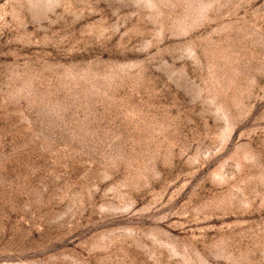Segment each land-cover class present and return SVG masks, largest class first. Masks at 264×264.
Wrapping results in <instances>:
<instances>
[{"label": "rangeland", "instance_id": "374dc122", "mask_svg": "<svg viewBox=\"0 0 264 264\" xmlns=\"http://www.w3.org/2000/svg\"><path fill=\"white\" fill-rule=\"evenodd\" d=\"M0 264H264V0H0Z\"/></svg>", "mask_w": 264, "mask_h": 264}]
</instances>
